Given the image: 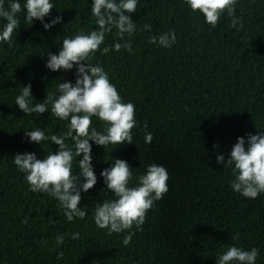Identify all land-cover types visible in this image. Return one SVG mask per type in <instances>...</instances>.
Segmentation results:
<instances>
[{
  "label": "trees",
  "instance_id": "1",
  "mask_svg": "<svg viewBox=\"0 0 264 264\" xmlns=\"http://www.w3.org/2000/svg\"><path fill=\"white\" fill-rule=\"evenodd\" d=\"M13 2L0 0L5 10ZM18 2L19 27L11 44L0 42V264H216L230 246L255 247L256 264H264V193L255 199L237 193L231 187L234 166L216 159H230L238 137L247 148L248 134L264 133V0H237L235 17L242 26L235 28L227 12L213 28L185 0H138L132 36L121 40L116 28L105 34L100 50L86 62L101 65L122 101L135 106L136 127L132 144L105 149L90 141L97 183L81 191L79 207L86 217L71 222L56 198L29 190L26 173L13 161L16 154L44 159L58 151L50 139L30 142L25 131L39 128L50 137L66 132L69 121L52 115L51 104L43 115H26L15 99L31 84L35 106L44 103L47 92L58 97L60 82L75 84L76 67L51 71L48 54L58 55L66 37L98 30L93 0H50V15L32 24L26 20V0ZM57 16L62 22L45 30L43 24ZM6 23L0 17V31ZM173 31L171 48L149 42ZM117 42H131V52L116 51ZM104 47L113 50L103 54ZM92 128L104 132L106 125L94 116ZM145 131L153 135L151 144L145 143ZM65 143L75 150L71 139ZM117 158L132 167L130 187L148 166L159 165L168 172L169 190L139 228L109 235L93 214L97 204L116 199L101 172ZM80 159L83 154L73 160L75 176ZM57 236L64 237L63 244Z\"/></svg>",
  "mask_w": 264,
  "mask_h": 264
},
{
  "label": "clouds",
  "instance_id": "2",
  "mask_svg": "<svg viewBox=\"0 0 264 264\" xmlns=\"http://www.w3.org/2000/svg\"><path fill=\"white\" fill-rule=\"evenodd\" d=\"M193 12L203 14L205 21L213 28L217 26L221 15L227 12L232 17L231 26L235 28L242 22L235 17L237 0H185ZM138 0H93L92 16L96 18L98 30L89 34L66 37L62 41L59 54H48L46 67L51 71H71L76 67V82H60L59 96L47 92L44 103L31 105L32 85L24 86L20 95L15 99V105L26 113L43 115L51 104V114L60 120L69 121L68 130L61 134L46 136L39 128L25 131L30 142L41 145L45 140H51L59 146V150L47 154L46 158L38 159L35 153L16 154L14 164L26 173V181L30 191L43 192L58 200L59 206L64 209L69 222L78 217L84 219L87 212L79 206L81 204V191L87 193L97 183V176L92 166V144L105 149L108 145H123L133 143L132 130L136 127L135 106L124 103L116 88L109 79L108 73L101 65L93 66L87 63L91 57L100 50L105 41V34L113 28L118 30L121 40L125 34L129 37L136 30L132 15L137 10ZM5 10L0 3V17L7 20L3 30L0 31V42L11 44L14 31L19 27L20 21L17 13L21 12V4L16 0ZM26 20L33 23L34 19L41 22L49 16L54 8L50 0H26ZM62 17L57 16L50 23H44L45 30L61 23ZM151 30L150 25H144ZM150 43H158L161 47L171 48L176 42L175 32L152 36ZM114 49L122 48L129 52L132 50L131 42L114 44ZM113 49L103 48V54ZM98 117L106 125L105 131L100 132L92 128V117ZM147 129V124H145ZM66 139L74 142V151L65 143ZM153 135L145 131V143L151 144ZM244 137H238L230 153V159L225 160L223 155H217V163L224 167H233L235 179L231 187L246 198L255 199L264 193V133L248 134L247 148ZM78 160L79 176L73 175L74 157ZM132 167L127 161L115 159L112 167L101 172L106 184V190L114 193L116 199L97 204L94 211V221L100 229H107L109 235L131 230L135 225L139 228L144 224L147 212L153 207L155 201L161 200L168 192L169 175L165 167L150 165L146 174L138 177V185L130 187ZM81 178L84 182L81 183ZM26 222V221H25ZM132 235L124 237L123 244L127 246ZM78 233L72 235L77 239ZM58 244H63L64 237L57 236ZM258 249L253 247L250 251L230 246L216 259V264H256Z\"/></svg>",
  "mask_w": 264,
  "mask_h": 264
}]
</instances>
